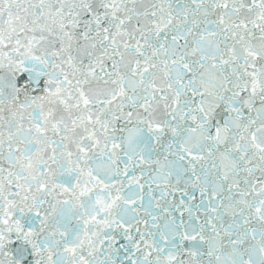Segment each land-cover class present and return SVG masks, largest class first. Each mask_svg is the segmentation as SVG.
Instances as JSON below:
<instances>
[{
  "label": "snow or ice",
  "instance_id": "6c2138e0",
  "mask_svg": "<svg viewBox=\"0 0 264 264\" xmlns=\"http://www.w3.org/2000/svg\"><path fill=\"white\" fill-rule=\"evenodd\" d=\"M0 264H264V0H0Z\"/></svg>",
  "mask_w": 264,
  "mask_h": 264
}]
</instances>
